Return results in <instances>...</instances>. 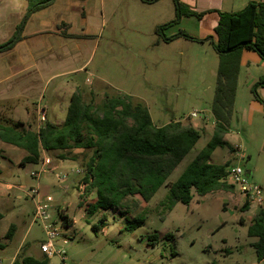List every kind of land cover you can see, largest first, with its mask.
Segmentation results:
<instances>
[{
    "label": "rangeland",
    "instance_id": "obj_1",
    "mask_svg": "<svg viewBox=\"0 0 264 264\" xmlns=\"http://www.w3.org/2000/svg\"><path fill=\"white\" fill-rule=\"evenodd\" d=\"M26 3L27 0H0V44L21 31ZM155 6L158 5L142 0H106L99 43L88 62V70H98L103 80L83 71L73 76L79 82L76 92L86 103H92L98 113L106 92H120L145 103L157 125L180 120L202 130V137L169 176L167 181L170 182L178 178L212 136V117L188 116L194 111H211L213 83L217 80L211 61L216 51L190 39H183L181 44L154 43V24L172 17L173 1L167 0L159 7L161 14ZM84 56L82 53L77 60L81 61ZM87 77L92 81L87 82ZM92 83L101 88L90 90L88 86ZM56 84L53 81L46 85L44 97L30 99L29 104L31 109L39 104L48 107L49 120L62 124L66 108L50 101ZM72 94V90L65 92L66 103ZM24 118L26 125L33 123ZM3 144L1 141L0 149L4 152L0 150V214H3L0 243L6 246L0 247V264H11L21 240L24 243L16 258L21 259L27 253L41 255L45 235L41 224L33 221L34 201L26 193L37 185L31 176L37 164H11L10 156L18 160L17 156L28 151ZM93 154V149L84 148L42 153L40 160L49 157L55 170L41 176L40 190L43 195L54 197L51 212L55 217L62 208L73 220L72 227L64 228L69 239L56 240V246L67 252L66 261L52 255L48 264H264V260H258L252 245L256 238L247 233L260 207L252 203L248 210H241L244 197L237 193L238 186L236 191L221 190L205 196L194 192L189 204L177 202L172 210H167L162 202L169 188L164 184L150 201L140 195H129L119 209L88 214L87 208L95 202L96 192L87 193L84 173L73 170L86 169ZM228 155V147H218L211 160L222 164ZM237 161V158L228 160L230 164ZM239 163L244 169L251 166L246 156ZM254 163L258 179L250 176L249 180L264 185V157H255ZM61 174H67V178L60 179ZM125 210L129 217L144 218V224L127 231L126 215L122 214ZM103 213L107 214V225L95 231L92 225L99 222ZM12 224L14 230L8 237L6 233ZM155 232L159 242L152 245L149 235Z\"/></svg>",
    "mask_w": 264,
    "mask_h": 264
},
{
    "label": "trees",
    "instance_id": "obj_2",
    "mask_svg": "<svg viewBox=\"0 0 264 264\" xmlns=\"http://www.w3.org/2000/svg\"><path fill=\"white\" fill-rule=\"evenodd\" d=\"M55 0H27V9L19 34L0 44V52L11 48L21 38V32L30 15L50 5ZM155 1V0H149ZM175 17L157 26L159 38L171 41L178 37L199 40L186 31L167 36L164 30L177 23L183 15L201 16V12L190 8L181 0H173ZM214 47L219 55L217 80L211 104L214 128L206 145L198 151L178 178H168L183 158L202 137L201 129L180 120H170L157 125L149 108L132 95L106 92L98 113L92 103H86L81 94L74 92L67 107L62 124L47 119L44 124L35 120L30 125L20 120L0 117V140L28 151L21 164L38 163L43 151L57 149H93L94 154L86 164L83 180L87 193L95 190L96 200L89 204L88 214L98 210L119 209L129 195H140L150 201L161 186L166 184L169 192L163 207L172 210L177 202L189 204L195 193L205 196L218 191H234L236 186L227 181L230 162L222 164L210 160L218 147L232 145L226 139L231 128L235 97L240 71V54L244 48L253 49L264 59V0L250 1L238 11H219L215 27ZM17 35V36H16ZM16 36V37H15ZM201 41V40H200ZM258 85H264V75L253 85L256 98ZM48 117V115H47ZM195 192V193H194ZM251 202L244 200L241 210H248ZM126 215L127 231H134L144 224L140 216ZM2 214H0V218ZM66 227L73 222L67 214L62 216ZM107 214L103 213L92 228L98 231L107 225ZM14 230L12 224L6 235ZM247 233L256 240L252 243L259 261L264 260V206L254 215ZM152 245L159 242L155 232L149 235ZM0 247L2 244L0 243ZM49 256L24 255L13 264H48Z\"/></svg>",
    "mask_w": 264,
    "mask_h": 264
},
{
    "label": "crops",
    "instance_id": "obj_3",
    "mask_svg": "<svg viewBox=\"0 0 264 264\" xmlns=\"http://www.w3.org/2000/svg\"><path fill=\"white\" fill-rule=\"evenodd\" d=\"M142 1L158 5L155 7H158L157 12L161 14L159 7L167 0ZM181 1L197 12H201L202 15H183L177 23L164 30L165 35L172 36L180 31H186L199 39L193 41L207 44L216 51L214 47L217 39L215 27L219 20V11H238L250 1L261 0ZM105 3L106 0H55L30 15L23 26L21 38L11 48L0 52V117L14 121L20 120L24 123L23 118L26 117L27 122H34L36 119L38 123V105L31 109L29 100L42 99L44 88L49 83L53 81L57 83L50 96V101L55 106H64L67 112L72 95L69 103H66L65 92L72 90L74 93L79 87L78 80H74L75 73L83 71L103 80L98 70L96 72L88 70V62L90 54L99 43L103 23V4ZM171 14H173L172 17L158 20L154 24L156 36L154 43L157 45H161V43L181 44L183 39H187L181 36L171 41H163L159 38L157 26L175 17L174 1ZM14 33L15 31L12 32V34ZM82 53L85 56L81 61H78L77 58ZM211 63L213 65L212 72L217 73L219 64L217 51ZM262 75H264V59L255 50L244 48L240 54V71L231 128L226 134V139L232 145L233 150L229 149V155L225 158V162L230 158L236 159L237 151H241L251 163V166L245 169L247 175L248 177L253 176L255 179H258V176L254 159L255 157H264V85L256 87V92L261 100L256 98L252 87ZM69 77L71 78L69 79ZM86 81L92 80L87 77ZM214 85L215 83H213ZM88 88L90 90L99 89L101 85L97 87L92 83ZM46 108L48 110V107ZM209 117H212L213 121L211 111ZM47 119L49 118L47 117ZM54 122L59 123L58 120ZM213 128L214 125L212 132ZM2 142L4 146L13 145L5 141ZM27 154L28 152L25 155L17 156L18 160L10 156L11 164L20 163ZM238 192L241 195L239 190H237ZM23 243L24 240H21L16 254L11 259V264L16 259ZM5 246L6 244L3 243L2 248ZM26 255L40 257L44 253L42 252L41 255L27 253Z\"/></svg>",
    "mask_w": 264,
    "mask_h": 264
},
{
    "label": "built area",
    "instance_id": "obj_4",
    "mask_svg": "<svg viewBox=\"0 0 264 264\" xmlns=\"http://www.w3.org/2000/svg\"><path fill=\"white\" fill-rule=\"evenodd\" d=\"M38 123L44 124L47 120L48 110L45 106L39 105L38 107ZM209 113L194 111L188 117H203ZM237 162H234L229 167V174L227 181L235 186H238L240 193L247 199L251 204H256L259 207L264 206V186L251 182L247 175L246 170L239 163L244 155L241 151H237ZM31 172V176L37 181L36 186H32L27 195L31 196L34 201V213L33 221L38 222L42 226V230L45 235V240L41 243V250L47 256L59 255L63 261H66V250L63 247L58 248L56 246V240H62L66 242L69 238L64 230L66 228L65 220L62 218L66 213L62 208L57 210V216L55 217L51 212V208L54 202V197L50 194L43 195L40 187L39 180L41 176L47 171H54L55 167L51 165L53 162L49 157H43ZM75 173H85V169H74ZM60 179L64 180L67 178V174H61ZM83 184L86 185L85 182Z\"/></svg>",
    "mask_w": 264,
    "mask_h": 264
}]
</instances>
